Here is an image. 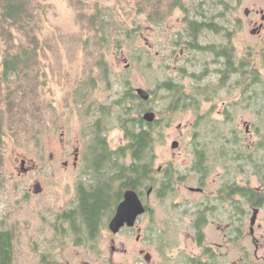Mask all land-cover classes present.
I'll return each mask as SVG.
<instances>
[{
	"label": "rangeland",
	"instance_id": "1",
	"mask_svg": "<svg viewBox=\"0 0 264 264\" xmlns=\"http://www.w3.org/2000/svg\"><path fill=\"white\" fill-rule=\"evenodd\" d=\"M224 2L241 4L225 16L242 20L244 55L251 50L248 45L259 47V79L244 92L241 122L194 123L190 110L172 115L158 126L162 135L155 144L154 164L156 168L167 162L176 164L177 176L183 182L170 195L180 201L197 195L188 189L197 185L188 174L198 148L208 156L207 163L214 165L211 179L227 174L228 179L250 180L255 186L264 180V28L251 33L255 15L245 14L246 8L264 12V0H38L37 33L45 45L37 68L15 94L16 103L26 113L7 129L1 168L0 231L14 232L11 264H48L44 261L47 254L59 252L60 235L53 224L61 210L77 206V201L71 204L76 199V186L86 180L82 160L74 164L76 149L83 152L92 145L95 124L106 116L102 111L110 116L106 124L111 146L123 144L119 116L124 110L116 100L122 101L124 95L118 92L124 87L155 91L159 78L177 76L168 67L170 60L165 64L166 73L161 72L160 51L171 53L183 19L220 20L225 8L220 3ZM220 38L208 32L202 39ZM2 57L0 51V65ZM148 105L164 109L158 96ZM138 111L136 101L134 112ZM236 126L243 131L241 140L233 133ZM212 129L216 133L211 134ZM175 139L181 142L176 150L172 148ZM86 158L91 161V155ZM23 160L27 169L22 167ZM37 182L43 186L41 193L33 191ZM155 195L151 204L157 207ZM114 201L112 196L107 199L112 205ZM257 222L264 234V208ZM63 226L70 227V222Z\"/></svg>",
	"mask_w": 264,
	"mask_h": 264
},
{
	"label": "flooded vegetation",
	"instance_id": "2",
	"mask_svg": "<svg viewBox=\"0 0 264 264\" xmlns=\"http://www.w3.org/2000/svg\"><path fill=\"white\" fill-rule=\"evenodd\" d=\"M220 5L225 7L220 20L198 17L183 19V29L177 33L171 53L163 54L160 51L161 72L166 73L165 64L170 60L168 67L177 76L166 80L163 76L159 78L155 91L143 87H124L118 92L124 95L122 101H116L124 110L119 119L125 142L117 148L111 146L108 138L110 128L106 124L109 114L102 111L106 116L95 124L92 145H87L83 152L80 148L76 149L74 164L77 165L82 160L84 168L81 171L86 180H81L76 186V199L71 204L77 201V206L61 210L58 220L53 224L60 235V248L59 254H47L44 261L48 264H264V234H261L257 222L264 208V180L255 186L250 180L242 182L237 177L228 179L227 174L221 175L219 179H211L214 165L207 163L208 156L201 148L193 153L191 173L188 174L189 178L196 180V186H188L196 196L186 197L181 201L173 200L170 193L176 185L183 182L177 176L176 164L167 162L156 168L153 163L154 171L146 185L126 187L121 180L113 181L112 186L108 187V194L102 196L104 207L95 220L87 219L84 211L85 195H92L94 188L99 185L97 175L101 164L95 162L96 158L100 153L113 154L127 143L123 120L141 119V124L145 127H156V142L161 139L159 137L162 132L157 128L163 120L167 123L170 116L190 110L194 113L190 116L194 123L243 121V96L245 90L251 89L259 79L256 64L260 50L257 45H248L251 50L244 55L243 48L246 44L243 40L242 20L225 16L226 12L240 9L241 4L224 2ZM245 14L255 15L256 26L251 33H260L264 28L263 10L246 8ZM260 15L262 20L259 21ZM208 32L220 36V40H203ZM140 88L149 93L148 99L141 96L138 91ZM155 96L162 103L164 109L161 111L148 105ZM135 100L139 103L137 113L134 112ZM148 112L155 113L151 122L145 119ZM237 126L233 133L241 140L243 131L237 130ZM178 127L181 129L182 124ZM178 131L181 132L179 129ZM211 131V134L216 133L213 129ZM175 141L178 146H172L174 150L181 147V142L175 139L173 143ZM153 151L156 155V145ZM88 154L91 155L90 162L86 158ZM156 159L157 156L154 157V162ZM122 160L130 163L132 156L129 153ZM65 164L68 165V162ZM22 167L27 169L24 164ZM102 167V171L106 170L105 163ZM117 190L121 191L119 195H116ZM127 190L137 192L146 210L138 215L133 225L125 223L115 232L110 224L119 204L125 199ZM33 191L41 193L42 184L37 182ZM154 193L158 201L157 207L151 204ZM26 196L31 197L30 194ZM109 196L115 199L113 205L111 202L107 203ZM256 210L258 215L253 223ZM65 221L70 222V227L63 226ZM1 231L11 234L12 263L14 232L10 229ZM57 254L62 258L56 257Z\"/></svg>",
	"mask_w": 264,
	"mask_h": 264
},
{
	"label": "trees",
	"instance_id": "3",
	"mask_svg": "<svg viewBox=\"0 0 264 264\" xmlns=\"http://www.w3.org/2000/svg\"><path fill=\"white\" fill-rule=\"evenodd\" d=\"M37 3L38 0H0V51L3 56L0 65V185L7 129L22 120L26 113L16 103L15 94L37 68L39 54L45 45L37 33ZM140 120H123L127 143L113 154L100 153L96 158L95 162L101 164L97 175L99 185L92 195H85L84 202L85 216L90 221L95 220L104 207L102 196L108 194L113 181L121 180L126 187L146 185L154 171L156 127H145ZM129 153L132 161L127 163L122 158ZM104 163L106 170L102 171ZM116 193L119 195L121 191ZM11 247L10 232L0 231V264L11 263Z\"/></svg>",
	"mask_w": 264,
	"mask_h": 264
},
{
	"label": "water",
	"instance_id": "4",
	"mask_svg": "<svg viewBox=\"0 0 264 264\" xmlns=\"http://www.w3.org/2000/svg\"><path fill=\"white\" fill-rule=\"evenodd\" d=\"M139 93L144 99H148L150 97L149 93L145 91L143 88H140ZM155 118V113L148 112L145 114V119H147L149 122L153 121ZM173 148H176L178 146V142L175 141L173 143ZM25 163L24 160L22 162ZM40 185H37V188H39ZM145 206L143 205L142 201L140 200L138 194L134 190H127L125 192V199L119 204L117 213L115 217L111 221V228L116 232L122 227L125 223H128L129 225H133L138 215L145 212ZM258 211H255V214L252 218V222L255 223L257 219Z\"/></svg>",
	"mask_w": 264,
	"mask_h": 264
}]
</instances>
